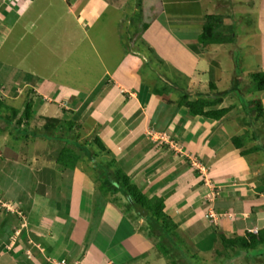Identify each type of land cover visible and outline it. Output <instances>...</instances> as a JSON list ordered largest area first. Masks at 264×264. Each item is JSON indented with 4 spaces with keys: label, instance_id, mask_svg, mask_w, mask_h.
Here are the masks:
<instances>
[{
    "label": "crops",
    "instance_id": "crops-1",
    "mask_svg": "<svg viewBox=\"0 0 264 264\" xmlns=\"http://www.w3.org/2000/svg\"><path fill=\"white\" fill-rule=\"evenodd\" d=\"M143 1L147 5H152L153 2ZM31 2L32 0H0V51L18 23L19 17L28 11ZM157 4L158 15L156 13V17L153 18V11L147 7L146 14L151 15L148 24H144L142 31L136 32L137 38H134L136 42L128 44V47H135L137 51L141 49V53L136 54L134 51L125 53L126 61L124 59L121 62L120 74L113 73L112 69L106 67L93 75L94 84L87 88L75 87L78 76L72 79L71 85H67L68 81H63L62 78L60 82L59 79L54 81L52 86L44 84L43 87L45 86L44 90H49L48 94H51L52 98L60 96L59 99L70 101L72 104L78 101L80 105L76 104L72 115L80 110L78 119H85L83 122H86V126L89 123L95 127L97 132L95 135L99 136L113 153L109 155L117 160L118 165L147 197L167 194L165 205L168 208L173 197L169 190L174 186L176 176L183 175V180L179 183L184 189V183L188 185L189 180L194 179V176L196 178L198 173L190 171V167L185 166V163L179 164L178 167H183L180 169L177 167V172L175 168L168 172L166 169L169 165L164 167L165 163L162 161L146 167L152 157L149 150L156 145L151 144L153 139L149 132L152 130L159 134L163 130L164 134L169 131L170 135L174 132H182V135H185L188 128L193 134L194 131L197 133L200 127L207 132V126H216L212 123L213 119L192 115L185 106L178 103L180 99L177 97L186 90L171 82V74L181 75L187 87L193 88L195 84L192 83L200 81L201 78L214 83L217 80L214 87L225 84L224 79L231 81L235 78L237 84L243 82V90L239 89V85L235 86V116L242 112H251L255 108L261 111L260 115L259 113L257 115L264 121V89H257L251 77L255 72L264 73V0H229L227 3H223L222 0L217 2L158 0ZM125 5L124 0H84L81 4L83 18L78 20L80 24L85 25V29H82L87 31L88 28H92L96 16L101 12L111 16L109 20H112V15L118 14L117 11L120 15H128ZM225 7L234 9L227 12L223 9ZM131 13L136 14L133 11ZM244 13L251 15L252 22L249 26L255 27V33L252 40L243 42L244 50L241 56L244 59L242 57L240 59L246 65L251 54L257 55V58L252 69L240 70L238 74L235 56L229 48L235 45L236 41L240 43L237 34L232 33L230 41L227 39L209 44H201L198 38L204 24L212 23L221 28L226 27L232 25L234 14L236 24L239 20L237 16L241 18ZM31 25L32 23L28 24L27 29H32ZM110 27L112 28L111 24ZM186 29H194L193 34L183 35ZM220 30L216 32L217 36L228 37V32L224 34ZM114 31L117 38L118 29L115 26L112 32ZM95 35L99 37L98 32ZM101 36L103 37V34ZM139 42H143L140 43V48L136 46ZM172 42L178 43L175 46L184 51L182 54L176 52L175 56H184L186 65H182L181 61L176 63L175 56L171 53ZM161 43L170 47L161 55H157ZM144 47L153 50L154 56H157L154 62L150 60L149 64L145 63L148 49ZM14 49L16 47L10 51L11 54L14 53ZM140 54L144 57L142 58ZM7 64L8 60L0 56V95L5 96L6 98H3L6 101L8 96L12 100L17 98L16 89L19 87L29 85L34 87L32 89L35 91L38 85L40 87L44 83V79L34 72H31L32 80H26L27 76L24 79L18 75L16 66L14 69L3 71ZM153 64L158 68L153 67ZM241 66L243 65H240V68ZM18 70L22 71L19 66ZM148 70H151L149 74ZM56 73L53 75H58V72ZM3 77L8 81L5 82ZM161 79L163 83L160 82ZM155 80L156 83L159 82L156 88ZM247 86L250 87L245 92ZM232 92L226 93L230 97ZM188 93L189 100L201 96L198 92ZM12 94L15 96L11 97ZM211 95L212 92L205 96L208 98ZM39 100L33 99V115L37 111L36 108L39 110L42 108L43 102ZM195 117L197 119L194 121ZM258 118H254L253 128L259 130L261 120ZM180 127L183 128L182 131ZM262 133H259L258 140L264 139V132ZM215 134L213 139L220 140L219 134ZM184 135L185 147L195 149L202 158L209 154L210 157H207L209 160L213 157V149L208 143L205 142L203 145V140L196 138L194 134L187 137ZM249 136L246 138H257V133ZM156 151L154 152L159 157L161 153L159 146ZM147 155L149 156L144 158ZM84 160L85 157L79 159L73 169L53 166L39 178L38 171H34L31 163L27 166L19 163L8 164L0 154V264H169L153 250V245L144 236L140 225H136L131 216L118 206L125 201L127 203V198L117 194L114 200L109 192L102 194L97 186L98 180H92L90 175L82 170L81 163ZM158 164L163 168H158ZM208 164L205 165L208 169L213 166ZM140 165L145 166L141 168ZM229 171L226 167L220 170L221 175H228ZM248 173L249 169L245 171L244 168L236 171L235 184L231 182L228 185L233 189L231 192L235 198L216 202L214 205L215 210L219 211L223 208H234L235 211L233 209L232 211L235 213V223H240L238 215L244 212L241 210L251 211L252 205L256 203H259L260 210L264 211V184L255 179V181L247 179ZM201 185L202 181L195 183L194 193L199 192ZM195 195L198 196L194 194L191 197L189 193L184 198L191 199ZM189 206L191 208L192 204ZM180 212L175 214L177 217H173V221L177 224L190 221L188 213ZM202 221L203 224H208L205 218ZM139 222L141 223L142 219H139ZM239 226L235 227L244 228L241 223Z\"/></svg>",
    "mask_w": 264,
    "mask_h": 264
},
{
    "label": "rangeland",
    "instance_id": "rangeland-1",
    "mask_svg": "<svg viewBox=\"0 0 264 264\" xmlns=\"http://www.w3.org/2000/svg\"><path fill=\"white\" fill-rule=\"evenodd\" d=\"M125 1V11L128 15H120L119 11H117L116 13L119 15H112V20H109V17L111 18V16L101 12L96 16L92 28H88L87 31L83 30L85 29V25L80 24L78 20V18H83L81 14V4L84 0H32L28 11H26L22 17H19L17 21L18 23L14 26L11 34L6 38L7 40L5 42V46L0 51L1 58L8 60V64L3 71L14 69L13 67L16 66L17 72L19 73L18 75H21L24 79L27 76L26 80L28 81L32 80L31 72L38 74V77L44 79V83L40 87L38 85L35 89L34 98L38 100L40 99L39 102L42 101L43 104L41 105L42 108L40 110L36 108L37 111L34 113L28 127L23 126L26 128L25 130L22 129L23 127L18 129V134L23 135L28 133L29 136L27 135L25 138L23 137L22 139L13 140L9 136L7 129H5L6 131L0 132V154L4 157L6 163L8 162V164L12 163L14 165L19 163V165L22 166H27L31 163V167H33L34 171H38L37 174L39 175V178H41V174L43 172H48V170L52 169L53 166L60 167L55 163V157L60 148L63 146H69L71 149L78 152V148L74 146L72 139L74 141L76 140L78 143H85V140L92 142L93 138L97 136L95 135V127L93 128V125H90L89 123H87L86 126V122H83L85 119L79 120L82 125L77 130L73 129L75 131H70L69 133L65 131H56V134L64 136L65 139L56 137L55 135L48 136L47 133H45V138L41 139L33 135V132H41V126L45 121V117L52 115L60 117L63 115L70 119L73 116V109L77 107L76 104L80 105L78 101L75 102L76 104H72L70 101L61 100L59 99L60 96L52 98L51 94H48L49 90H44V84H46V86H52L54 81H57V79H59V82L64 79L63 81H68L67 85H71L72 79L78 76V80L75 81V87L87 88V86L94 84L92 81L93 75L97 72L100 73L102 69L106 67L112 69L113 73L116 72L117 74H120L119 69L122 65L121 62L126 58L125 53L129 54L131 51H134L136 54L141 53V49L137 51L135 47H128V44L136 42V40L134 41L136 32L139 33L142 31L144 24H148L151 15L147 16V7L153 11V18L156 17V13L158 15V0H152V5L145 4L143 0H124V2ZM214 1L217 2L219 0ZM222 2L227 3L229 0H222ZM233 5L235 4L233 3ZM225 8L223 9L227 12L234 9L230 10ZM132 11L136 14H132ZM250 16L251 15L244 13L240 18L238 15L237 17H239V20L235 24L234 14L232 25H227L226 27L223 26L221 28L224 34L227 32L230 33L229 41L232 38L233 33L237 34V40L240 42L238 43L236 41L235 45L229 47L232 54L235 56V65L237 66L236 71L238 74L240 70H246L248 68L252 69V66L256 62L257 58V55L251 54L246 61L247 64L245 63L246 65H244V62L242 63L240 59L242 57L241 52L244 50V43L252 40V35L255 33V27H253V25L249 26L252 22ZM30 23H32V29H27V26ZM78 24H80L81 27ZM109 24L112 25V28H109ZM114 26L118 29L117 38L116 31L112 32ZM193 30L194 29H186L184 30L183 35L190 36L193 34ZM96 32H98L99 37L95 35ZM102 34L103 37L101 36ZM153 35L154 31L151 39L153 38ZM125 43H127V45ZM140 43L143 42L136 44L138 48L141 47ZM144 44L147 46L146 42H144ZM175 45H178V43H171V46H173L171 52L173 53V56H175L176 52L177 54H179V52L182 54L184 51L178 49ZM14 47H16V49H14V53L11 54L10 51ZM169 47L161 43L157 51L158 53L155 50L154 51L157 55H161V53H164ZM144 48L146 50L148 49V47ZM140 56L142 58L144 57L143 54H140ZM156 57L157 56H154L153 54V50L149 48L146 54L145 63L149 64L150 60L154 62ZM183 57L176 55L174 57L176 59V63L181 61L182 65H186V59ZM242 59H244V57H242ZM157 62L159 63V60H157ZM240 65L243 66L240 68ZM18 66L22 71L18 70ZM153 67L158 68V66L154 64ZM161 70L162 69H160V71ZM56 72H58V75H53ZM150 72L151 70H148L147 74ZM171 76L170 80L172 83H176L178 87L181 86L187 91L186 92L181 89L183 94L186 92V94L189 95L188 92H198V95H201V97H206L207 94H211L212 92V95L209 96L211 98L208 97V99L214 100V105L211 108H227L226 112L219 118V120L213 119L212 123L216 124L215 127L207 126V132L205 131L206 133L202 127H200L197 133L195 131L193 133L196 138L203 140V145H205L206 142L210 148L213 149L214 155L210 160L207 158L210 157V154L209 156L207 155L202 158L198 156V152L195 149L185 147L183 143L184 134L182 135V132H174L171 133V135L169 134V131L164 134L163 130L160 131L159 134L158 132L155 133L152 130L149 132L151 138L153 139L151 140V144L154 145L156 143V145L151 147L149 150V155L152 154V157L146 167L151 164L154 166L153 164L155 162L162 161L165 163L164 167L169 165L166 169L168 172L172 171L174 168L175 172H177L179 164L185 163V166L188 165V167H190V171L195 174H199L196 175V178L194 176V179L189 180L190 183H187L188 185L184 183V189L181 188L182 186L179 183L182 182L183 175L176 174L177 176L175 178L174 186L169 190V193L173 194V197L168 208H166L165 205L166 199H168L167 194L159 196L163 198V211L172 220L173 217H177L175 214L181 211L180 213L183 214L188 213L187 215L189 218L191 217L190 221L181 224H177L174 221L177 226L175 234H171L170 229L165 230L161 234H157L156 230H153V233H151L149 232L150 229L147 228V226L150 227V223L148 224L146 214L144 215L143 210L136 212V210L129 206L126 201L118 204V206L123 208V211H126L131 216V219L136 225H140L141 231L145 234L144 236L148 241L150 240L149 242L153 245V250L157 251L159 256H162L165 262L169 264H171V261H174L176 264H264V245L257 248V250H253L252 253L250 252L251 254L241 252L240 254L235 255V250H228L229 256H226L223 252L217 253V250L222 249V242L219 234H224L227 237H233L237 234H245L246 231L257 234L260 229L264 228V211L260 210L259 203L252 205L253 207L251 211L249 209L241 210L244 211L238 215L240 217L241 226L244 227L241 229L237 228L240 227V223H235V213L232 211L234 208H223V210L219 211L215 210L214 206L216 202L226 199L231 200L234 197L231 192L233 189H231L228 185L231 184V182L232 184H235V172L241 168H244L245 171L249 169L247 179H251L252 181L255 179L257 182L262 183V178L264 177L263 147L260 151L256 150L248 151L247 153L244 152L246 149H250L255 146L257 141L261 142L264 146V143H262L264 142L262 141L263 138L258 140L259 133L264 132V121L262 120V117L258 118L260 113L255 108H253L251 112H242V114L235 116V90H232L233 92L231 91L232 93L230 97L227 93H225L232 87V85L234 87L236 86L237 80H235V78H233V80L231 79V81L230 79H224L223 81L225 84L222 86L219 84V87H214L217 81L216 79L214 83V81L210 82L207 79L201 78L202 80L200 79V81L197 80L192 83L195 84L193 88V86L187 87L181 75L173 76L171 74ZM3 80L5 82L8 81L4 77ZM156 82L157 80L154 82L155 88L157 87V84L159 86V82ZM160 82L163 83V80L161 79ZM237 85H239L240 90H243V82H238ZM249 87L247 86L244 91L247 92ZM32 88L34 87H30L29 85L17 88V98L12 100L9 98L10 96H8V101L6 102L12 104L13 106L20 105L25 99L24 96L26 92L34 90ZM183 94H180L177 98L181 99ZM40 95L42 98L39 97ZM14 96L15 95L11 97ZM44 104H46L45 107ZM22 108L23 107H20V111ZM258 113L259 115H257ZM253 115L254 117H252ZM254 118L261 120L259 125L260 131L256 129V127L253 128ZM196 119L197 117L193 120L195 121ZM2 126L5 125H3L2 120H0V128H2ZM180 129L182 131L183 128L180 127ZM189 129L190 128L186 129L187 132H185L184 136L187 137L189 134H191V136L193 135ZM204 133L205 137L203 136ZM215 133L217 135L219 134L220 140L213 139V135ZM256 133L257 138L247 139L250 137L247 134L250 135ZM246 135L248 136L247 138ZM236 136H240V141L243 142V146L239 149H235L233 138ZM67 137H71V141L68 143H66ZM99 139L104 145L106 151L100 150L98 146L92 144V150L93 152H96V156L93 160H89L85 157V160L81 163V168L83 167L82 170L84 173L89 174L92 180L96 179L99 170L95 167L94 163L100 160H103V162L106 161L107 163L108 160L113 158L112 155H109V153H113L110 152L108 146L103 143L100 137ZM215 142L217 143L216 145ZM158 146L159 150H161L159 157L155 153L157 152L156 150ZM149 155L144 156V158H147ZM174 156H178V158L176 159ZM172 160L175 162L172 163ZM207 164L208 166H213L208 169L205 167ZM143 166L140 165L139 167L143 168ZM180 167H178V169H180ZM224 167L229 168L230 173L228 175H221L220 170ZM102 168L103 167H100V170H102ZM158 168L163 167H160L158 164ZM220 179L222 181L219 182L218 180ZM198 181H202V185L199 192L194 193L196 191L194 185L196 182L198 183ZM189 193L191 194V197L194 194H197L198 196L196 197L195 195V197L191 199L184 198V196L186 194L189 195ZM109 194L114 200L116 199L117 194L120 195L119 192H110ZM114 200L111 201L116 203ZM190 204H192L191 208L189 206ZM203 218L206 219L208 224H203ZM139 219H142L141 223L139 222ZM252 223L254 224L249 226ZM146 228L148 229L147 231ZM185 228L187 230H184ZM170 237L173 241L170 240ZM161 247L166 249L171 248L172 257H168L164 251H161Z\"/></svg>",
    "mask_w": 264,
    "mask_h": 264
},
{
    "label": "trees",
    "instance_id": "trees-1",
    "mask_svg": "<svg viewBox=\"0 0 264 264\" xmlns=\"http://www.w3.org/2000/svg\"><path fill=\"white\" fill-rule=\"evenodd\" d=\"M218 29H221V26H218L217 24H204L198 38L199 42L201 44H209L229 39L230 33H228V37L217 36L216 32ZM251 77L252 80L256 83L257 89H264L263 72L254 73ZM232 90H235L234 86L227 91ZM34 96V90L26 92L24 96L25 99L18 106V110V107H15L13 105L11 106V104L7 103L6 100L0 95V120H2L3 125H5L0 128V132L6 131L5 129H7L9 136L13 140H17L20 138L22 139L23 137L25 138V136L28 135V133H25L23 135L18 134V129H21V127L23 126L28 127V125L31 123V120L33 118L32 106ZM213 101L214 100L212 99L201 96L195 100H189V95L185 92L178 103L180 105L186 106L189 113H191L192 115H200L209 119H219L226 112L227 108L223 107L219 109H213L211 108L214 105ZM20 107H23L21 111ZM257 110L259 111V113L261 112L259 109ZM79 116L80 110H77L70 119H67L66 116L45 117V121L41 126V132L34 131L33 135H35L37 138L43 139L45 138V133H47L48 136L55 135L56 137L65 139L64 136L56 134V131H65L69 133L70 131H75L73 129H79L82 125V123L78 119ZM22 129L25 130L26 128L23 127ZM70 139L71 137H67L66 143L70 142ZM233 139L235 148L239 149L243 146V142L240 141V136H236ZM72 142L74 143V146L78 148V152L71 149L69 146H63L57 152L55 157V163L57 165L73 168L76 162L83 157H87L89 160H93V158L96 156V152H93V147L91 146L92 144L98 146L100 150L106 151L98 136H95L92 142H90L89 140H85V143H78L73 139ZM262 147L264 149L263 144L257 141L255 146L250 149H246L244 153H247L248 151H260L262 150ZM94 165L99 169L96 179L99 181V184L97 186L102 194H106L108 192H119L123 197L127 198V203L129 204V206L135 209L136 212L143 210L144 215L146 214V220L148 221V224L150 223V227L147 226V228L150 229L149 232L153 233V230H156L157 234H161L165 230L170 229L171 234H175L177 226L175 222L163 211L164 203L162 197L155 195L147 197L138 188V186L134 182H132L127 173L118 165L116 160L113 158L108 160L107 163L106 161L103 162V160H100L94 163ZM100 167H103L102 170H100ZM262 183L264 184V177L262 178ZM219 235L222 242V249L217 250V253L223 252L226 256H229L228 250H235V255H238L241 252L249 254L250 252L252 253L253 250H257V248L264 245V228L260 229L257 234L246 231L245 234H237L233 237H227L224 234ZM170 240H172L171 237ZM160 249L161 251H164V253L168 255V257H172L171 248L166 249L161 247ZM171 264L176 263L174 261H171Z\"/></svg>",
    "mask_w": 264,
    "mask_h": 264
}]
</instances>
